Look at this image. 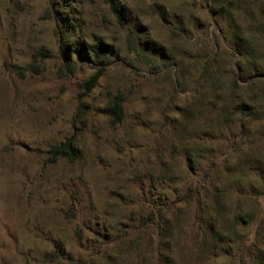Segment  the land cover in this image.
Here are the masks:
<instances>
[{
	"label": "rangeland",
	"instance_id": "rangeland-1",
	"mask_svg": "<svg viewBox=\"0 0 264 264\" xmlns=\"http://www.w3.org/2000/svg\"><path fill=\"white\" fill-rule=\"evenodd\" d=\"M113 1L122 19L106 0H0V264H232L228 232L215 253L191 250L194 210L178 196L207 190L216 160L227 217L257 195L254 238L264 79L248 66L264 70V0ZM78 42L115 59L91 92L98 65ZM120 94L114 124L103 108ZM73 136L76 156L52 161L46 150ZM178 207L169 241L148 218Z\"/></svg>",
	"mask_w": 264,
	"mask_h": 264
},
{
	"label": "trees",
	"instance_id": "trees-1",
	"mask_svg": "<svg viewBox=\"0 0 264 264\" xmlns=\"http://www.w3.org/2000/svg\"><path fill=\"white\" fill-rule=\"evenodd\" d=\"M111 4L112 9L116 12L119 19H122L121 13L116 9V4L113 0H106ZM134 30L129 29L128 42L130 48L139 51L138 45L135 41ZM75 48L77 50H91L94 55V61L98 65L97 71L87 81V91L91 92L98 84L101 77L105 74V71L109 65L115 62V59L109 54L108 47L102 42L91 46L89 49L83 43H76ZM167 66H172L170 62L166 63ZM67 68L75 69V64L71 61L65 63ZM242 70V66H240ZM238 68V69H239ZM250 72V79L260 80L264 79V70L259 67H254L253 64L248 66ZM235 75L238 81L246 82L247 78H244L241 73L235 70ZM242 78V79H241ZM125 101L126 97L123 94L115 96L109 101V103L103 108L104 114L110 116L114 124L121 123L125 117ZM75 137L67 138L63 143L59 145H53L46 153L51 156L52 161H56L59 158L73 159L76 156L75 150ZM247 152L245 156L238 159L235 165H240L245 161V157L248 156ZM221 163L214 160L212 165L209 166L203 173V179L207 180L208 189L202 190L203 184L201 180L194 182L188 187L187 191L178 196V201L181 205H192L194 210V218L190 228V240L192 243L191 250L195 251V255L202 258L209 253L216 252L219 247L224 245L225 236L224 233L228 232L233 237L228 243L235 245V252L232 259V264H264V212L261 218L257 222L254 238L251 240L245 229L249 224L253 223L257 216V200L255 197L249 198V204L252 209L250 212L245 211L243 208H237V210L230 216L225 214V197L226 189L218 185H212L214 176ZM209 181V182H208ZM212 185V186H211ZM178 205V204H177ZM181 207L174 209L172 216L168 212H164L161 209H156L151 212L148 219L157 221L160 227L164 231V235L172 238L175 235H180L183 232L178 230L181 219ZM178 238L173 239L170 243H178ZM170 241V240H169ZM172 250V249H171Z\"/></svg>",
	"mask_w": 264,
	"mask_h": 264
}]
</instances>
